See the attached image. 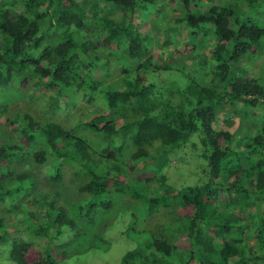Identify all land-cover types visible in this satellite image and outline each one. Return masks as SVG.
Wrapping results in <instances>:
<instances>
[{"label":"trees","instance_id":"1","mask_svg":"<svg viewBox=\"0 0 264 264\" xmlns=\"http://www.w3.org/2000/svg\"><path fill=\"white\" fill-rule=\"evenodd\" d=\"M154 2L0 0V92L12 97L0 101V243L10 239L14 264H59L106 248L107 214L122 197L145 210L136 237L143 241L124 253L121 264H264V125L244 141L214 127L220 112L232 115L243 105L264 110V86L256 77L235 75L226 82L242 56L263 46L264 0H206L203 7L202 0H180L183 13L175 23L215 42L196 55L195 44L173 48L170 55L189 60L185 65L196 67V75H188L183 88L165 89L145 73L170 68L151 65L168 52L166 41L151 48L133 21ZM119 11L118 19L112 16ZM118 48L137 63L116 66L115 78L107 68L112 86L102 90L106 108L74 124L45 115L47 108L55 113L65 95L91 101L101 87L92 68L113 64L110 54ZM37 92L47 99L43 115L38 107H20L19 99L33 100ZM223 122L233 125L229 118ZM199 130L208 166L204 183L168 194L161 171L153 184L126 181L130 171L152 165L157 155L163 159ZM93 137L108 148L93 147L87 140ZM127 144L135 163L129 168L118 158Z\"/></svg>","mask_w":264,"mask_h":264},{"label":"rangeland","instance_id":"2","mask_svg":"<svg viewBox=\"0 0 264 264\" xmlns=\"http://www.w3.org/2000/svg\"><path fill=\"white\" fill-rule=\"evenodd\" d=\"M154 1L153 4H145L133 21L139 30L147 36L146 44H149L151 48L155 47L160 49L159 46L166 41L165 47H168V52L160 57L158 54L153 57L151 65L156 66V64H164L168 65L170 68L166 70H155L154 68L149 67L148 72L145 74L148 75V80L158 89H165L167 86L166 84L173 88L181 86L183 88L189 83V80L187 79L188 75H194L196 67H188L185 63L191 65L189 60L184 61L181 57L172 56L170 55V51L179 44L186 45L187 43H191L198 47L193 53V55H196L201 46L206 48L210 45L211 47L215 41L209 39L211 38L210 34H208L207 39H205V37L202 38L200 36L202 30L188 27L185 24L175 23V19L181 17L183 13V9L180 8L182 7L180 0H174L173 3L169 2V0ZM205 1L206 0H202V7ZM193 2H197V0H193ZM107 7L113 9L112 6ZM175 8L177 9L174 10ZM120 14V11L114 12L112 13V16L118 19ZM192 31L194 32L192 33ZM89 34V32H86V35ZM262 44L263 46L260 47V51L256 55L251 56L247 53L242 56L243 58L241 59L244 60V63L235 68V70H231L226 82L232 79L235 75L246 74L256 77L259 84L264 86V39ZM203 51L204 50H202V52ZM248 54L250 56H248ZM105 55H108L107 51L101 53V58H105ZM110 55L113 64L109 63L106 67L97 66L92 68V74L96 79L101 81V87L93 92V99L91 101L88 102L87 99L80 94L77 97L65 95V97H61L57 100L59 105L57 111L52 114L51 109L47 108L43 111L45 115L50 114V116L58 120H66V123H71L73 121L74 124L75 121L76 123L78 122V118L87 120L95 113V110L106 108L102 90L108 88L110 85L112 86V82L109 80V76L106 72L107 68L112 66V68L109 69V74L115 78L117 77V73H119L118 67L120 68L129 65L132 69V65L133 68H135L137 63L124 56L123 50L120 48L115 49ZM121 56H123L124 59H122ZM248 59L251 61H248ZM84 60L87 64L88 59L85 58ZM211 64L212 62L207 65V68L210 69V66H212ZM114 85H116V83H114ZM53 94L55 95L56 92L53 91ZM8 97H11L9 93L0 92V101H8ZM43 97L44 96L38 94V92L34 94L33 100L29 99L28 95H25L23 98L19 99L23 100L20 102V107L32 106L34 109L38 107V110H43L45 107L44 104H47V99ZM261 107L262 106H258V108ZM239 109L238 113L232 115L227 111L224 113H218L216 121L214 122V127L217 128V126H222L219 128L233 132V139L235 141H244L247 136H250L256 129L264 125V110L263 112H259L258 109L253 108V110H251L250 107L246 108L244 105L239 106ZM38 110L35 112L43 115V112ZM226 118H229L233 122V125L229 124L227 127L225 124L226 122H223ZM201 137V130L193 133L185 143L169 150L164 156L165 158L163 157L162 159V157L157 155L155 159L151 161L152 165H143L142 163L139 170L130 171L126 181L143 183L146 181L145 178H147L153 180L149 183L153 184L157 173L161 171L160 173L164 174L166 177V188L164 191L168 194L171 193L172 189L177 190L185 186L200 185L204 183L207 179L208 166L206 159L203 158L204 147L201 142ZM87 140L93 147H96L98 144L100 149H107L109 145L106 140H100L96 137L87 138ZM242 147L243 146H241L240 149H242ZM132 151L133 149L130 147V144H127L122 155L118 156L120 162H122L123 166L126 168L135 164L130 159ZM161 160L164 161L165 164L160 170L157 164ZM23 161L25 164L28 163L30 159L27 158ZM32 165L33 163L28 164L29 167ZM37 169H40V172L43 170V168L40 167ZM136 178H139L140 181ZM218 194L219 192H216L214 195L213 202L217 200ZM117 200L118 202L116 206L112 207L107 214L112 220V225L105 233V239L108 242V246L106 248L99 247L90 249L79 255L65 258L60 260L59 264H121V258L124 253L137 248L141 244L143 237H136L137 232L142 225L145 206L138 205L139 201L131 202L125 197L118 198ZM259 202H261V200H259ZM9 242L10 239H6L5 242L0 243V264H14L8 256ZM34 246L36 247V250L42 252L41 249L43 245L41 240L34 242Z\"/></svg>","mask_w":264,"mask_h":264}]
</instances>
